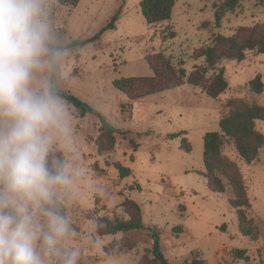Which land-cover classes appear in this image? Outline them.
<instances>
[{
	"label": "rangeland",
	"instance_id": "374dc122",
	"mask_svg": "<svg viewBox=\"0 0 264 264\" xmlns=\"http://www.w3.org/2000/svg\"><path fill=\"white\" fill-rule=\"evenodd\" d=\"M141 1L80 0L75 7L55 1L53 6L57 27L71 48L59 87L92 110L82 114L73 107L75 157H82L84 172L77 181L79 199L67 202L66 210L81 233L73 241L82 249L80 264H137L141 259L150 264L152 228L158 230L159 250L171 264L193 258L203 264H264V148L260 163L250 166L232 142L225 140L222 148V156L236 164L243 178L251 215L262 231L257 241L238 232L235 211L227 202L229 188L225 194L208 190L202 161L203 135L218 131L229 100H251L247 83L257 75L263 92L254 100L264 106V54L249 52L241 62L222 59L217 67L223 68L229 88L217 99L185 83L129 106L127 97L112 85L121 78L152 77L145 58L154 52L171 57L174 66L183 61L187 73L204 66L203 58L192 55L208 46L214 35L230 37L240 29L264 27V0H241L233 9L225 0H175L170 21L154 26L145 23ZM115 14L114 29L89 41ZM170 32L173 39L168 38ZM102 124L115 132L109 154H99L95 146ZM255 127L264 134V122ZM174 134L182 135L171 138ZM182 138L189 152L180 148ZM63 155L72 158L73 152ZM114 163L130 169L131 175L121 180ZM128 201L141 205L146 230L99 237L90 228L88 222L95 216L127 220L132 212ZM179 226L183 233L176 236L172 229ZM122 242L135 248L113 255ZM105 248L112 253L109 257ZM233 250L245 251L249 261L234 260Z\"/></svg>",
	"mask_w": 264,
	"mask_h": 264
},
{
	"label": "clouds",
	"instance_id": "9594fccd",
	"mask_svg": "<svg viewBox=\"0 0 264 264\" xmlns=\"http://www.w3.org/2000/svg\"><path fill=\"white\" fill-rule=\"evenodd\" d=\"M54 2L0 0V264H80L82 257L66 204L79 199L84 169L75 157L74 106L59 87L71 48Z\"/></svg>",
	"mask_w": 264,
	"mask_h": 264
},
{
	"label": "trees",
	"instance_id": "16d2710c",
	"mask_svg": "<svg viewBox=\"0 0 264 264\" xmlns=\"http://www.w3.org/2000/svg\"><path fill=\"white\" fill-rule=\"evenodd\" d=\"M61 6L75 7L80 0H55ZM241 0H225V4L233 9ZM175 0H142L140 2L141 15L148 26L162 24L170 21ZM117 19L115 14L109 24L99 31L89 41L96 40L105 30L114 29V22ZM220 16L215 14V23L219 25ZM174 33H168V38L173 39ZM75 47V45H72ZM253 53L256 56L264 54V27L254 26L249 29L237 30L233 36L225 37L214 35L211 43L194 52L193 59H204V66L195 67L190 73L183 68L184 62L178 60L177 66L172 63V58L165 56L163 52L152 53L145 60L152 70V77H129L114 80L113 87L123 93L129 102V106L147 96L161 93L167 90L178 88L185 83L192 87L199 88L208 97L212 99L219 98L228 88V82L224 77L223 68H218L222 59L235 60L241 62L245 60L247 53ZM211 75H208L209 72ZM66 100L82 114L92 112L88 105L81 102L76 97L67 92L61 91ZM247 92L251 96L249 102L243 100L231 99L226 104L228 109L218 123L217 132H207L203 135L202 142V161L205 173L203 177L210 192L216 194L227 193L228 205L235 211L238 232L250 241H257L262 231L256 217L251 215V205L247 196L243 178L234 162L229 161L222 156V148L225 140L232 142L234 149L247 166L254 163L264 148V134L256 129L257 122H264V106L259 105L254 97L263 92V83L261 76L257 75L247 83ZM124 106H121L123 112ZM100 135L95 141V146L99 154H109L114 150L115 137L114 130L102 124ZM182 134L171 135V138H177ZM180 148L189 152L190 148L184 138L181 139ZM113 167L117 170L119 178L125 179L131 175V170L123 167L120 163H114ZM137 189V188H136ZM132 212L127 220L106 217H93L100 223V227L95 229L99 237L114 236L118 233L137 232L146 230L142 222L141 205L133 201H128ZM90 218V217H89ZM221 230L225 231L223 226ZM177 236L183 233L182 227L172 229ZM151 249L148 251L151 255L150 264H171L159 250V232L156 228L150 230ZM114 245L111 244V247ZM134 245H128L124 242L117 246L115 256L123 250H132ZM105 255L109 256L108 248L104 249ZM234 260L249 261L247 253L243 250H233L231 252ZM137 264H147L144 260H139ZM184 264H203V261L195 258L186 261Z\"/></svg>",
	"mask_w": 264,
	"mask_h": 264
},
{
	"label": "crops",
	"instance_id": "0c3cea01",
	"mask_svg": "<svg viewBox=\"0 0 264 264\" xmlns=\"http://www.w3.org/2000/svg\"><path fill=\"white\" fill-rule=\"evenodd\" d=\"M260 155L258 156V159L254 162V163H252L251 165H253V164H255L256 162H258V163H260ZM106 257H109V256H106ZM113 257V256H112ZM102 260H104V259H102Z\"/></svg>",
	"mask_w": 264,
	"mask_h": 264
}]
</instances>
